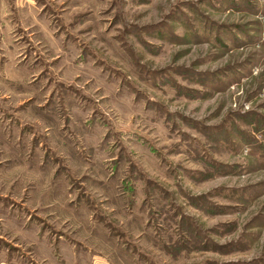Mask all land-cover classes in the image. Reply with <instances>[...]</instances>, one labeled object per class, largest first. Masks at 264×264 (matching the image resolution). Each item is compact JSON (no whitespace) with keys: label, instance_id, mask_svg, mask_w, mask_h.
I'll list each match as a JSON object with an SVG mask.
<instances>
[{"label":"rangeland","instance_id":"obj_1","mask_svg":"<svg viewBox=\"0 0 264 264\" xmlns=\"http://www.w3.org/2000/svg\"><path fill=\"white\" fill-rule=\"evenodd\" d=\"M0 264H264V0H0Z\"/></svg>","mask_w":264,"mask_h":264},{"label":"clouds","instance_id":"obj_2","mask_svg":"<svg viewBox=\"0 0 264 264\" xmlns=\"http://www.w3.org/2000/svg\"><path fill=\"white\" fill-rule=\"evenodd\" d=\"M0 238H2V237H0Z\"/></svg>","mask_w":264,"mask_h":264}]
</instances>
